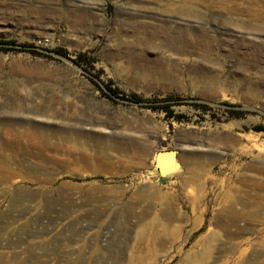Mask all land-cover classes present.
Returning <instances> with one entry per match:
<instances>
[{"label":"rangeland","instance_id":"374dc122","mask_svg":"<svg viewBox=\"0 0 264 264\" xmlns=\"http://www.w3.org/2000/svg\"><path fill=\"white\" fill-rule=\"evenodd\" d=\"M0 264H264V0H0Z\"/></svg>","mask_w":264,"mask_h":264},{"label":"bare ground","instance_id":"6f19581e","mask_svg":"<svg viewBox=\"0 0 264 264\" xmlns=\"http://www.w3.org/2000/svg\"><path fill=\"white\" fill-rule=\"evenodd\" d=\"M237 8H235L236 11H241V8L237 5L236 6ZM188 12V11H187ZM186 12H182V11H178L176 10L175 11V15H185ZM195 15V14H194ZM187 16V14H186ZM155 25V24H154ZM176 30L178 32L171 34V33H167L166 31H168L167 29H164V33H163V36L166 37V39H169L170 41H174L175 43H178L180 42L181 40H186L187 38L184 37V35L182 34V32L180 31L179 28H176ZM187 32L194 36V38L198 37L197 35L193 34L194 32H196L195 30H187ZM204 37V36H203ZM197 39V38H196ZM203 39H206L205 37ZM202 42V41H200ZM193 45V44H191ZM193 56V55H192ZM197 56V55H196ZM33 81L30 79L27 81V84L30 85ZM14 90L16 92H18L19 90H24L25 91V95L24 97L21 99V101H28L29 103H32V106H28V110L27 112L28 113H32V114H36V115H39V113H41V110L36 107V106H33V103L37 100V98L39 97L40 95V89H32V88H28V90L25 88V86L23 87L21 84H16ZM43 110H44V107H43ZM82 114V112H80ZM30 130L29 132V135L31 134H34V135H38L40 134L39 130H37L35 128V126L31 125L30 123H26ZM2 126L5 125V123H1ZM44 136V134H43ZM14 141L17 142V145L20 146V148L23 150V151H26L28 153H30V150L31 149H36L37 146H40V141H38V139H35V140H31L30 142H26L24 139H15ZM11 147L14 148V149H17V146L14 144V143H11ZM174 163L175 161L170 157V156H164L162 158H160V160L157 158V165L158 166H162V168H167L170 170V168H173L174 166Z\"/></svg>","mask_w":264,"mask_h":264},{"label":"water","instance_id":"95a60500","mask_svg":"<svg viewBox=\"0 0 264 264\" xmlns=\"http://www.w3.org/2000/svg\"><path fill=\"white\" fill-rule=\"evenodd\" d=\"M164 156H170L174 161L177 162V152L174 150L160 151L156 154V157L160 160V158ZM155 157V167L159 170L160 167L157 165V160Z\"/></svg>","mask_w":264,"mask_h":264},{"label":"trees","instance_id":"16d2710c","mask_svg":"<svg viewBox=\"0 0 264 264\" xmlns=\"http://www.w3.org/2000/svg\"><path fill=\"white\" fill-rule=\"evenodd\" d=\"M110 92L116 96V91L114 90H110ZM128 100L134 102V103H141L142 102V99L141 98H138L137 96H131ZM162 109H165L166 111H168V107H162ZM175 117L178 121H181V119L183 118V116H173Z\"/></svg>","mask_w":264,"mask_h":264}]
</instances>
